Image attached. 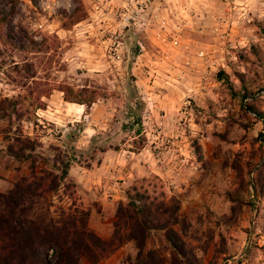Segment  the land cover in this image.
<instances>
[{
    "label": "rangeland",
    "instance_id": "374dc122",
    "mask_svg": "<svg viewBox=\"0 0 264 264\" xmlns=\"http://www.w3.org/2000/svg\"><path fill=\"white\" fill-rule=\"evenodd\" d=\"M123 1L0 0V16L11 14L1 35L14 33L17 46L20 35L26 45L41 44L27 51L0 44V99H31L21 87L27 65L35 66L30 73L39 83L34 97L53 89L49 99L61 111L80 108L65 106L58 87L83 99L97 93L86 118L73 125L54 124L37 110L21 127L51 163L56 149L63 159L94 168L105 159L102 148L113 151L112 161L117 155L116 178L103 185L119 189L109 190L110 206L91 203L76 188L74 203L90 211L96 205L101 213L93 221L97 229L90 226L101 238L111 237L119 203H127L126 192L138 181L152 195L181 204L175 229L186 256L164 231H153L143 251L125 242L99 264H264V122L256 116L264 113V0H169L167 29L144 33L119 27ZM114 33L123 44L113 58ZM8 123L0 130L2 192L30 172L28 162L6 155ZM92 136L99 139L91 147ZM64 192L62 185L54 200L68 208L73 199Z\"/></svg>",
    "mask_w": 264,
    "mask_h": 264
},
{
    "label": "trees",
    "instance_id": "16d2710c",
    "mask_svg": "<svg viewBox=\"0 0 264 264\" xmlns=\"http://www.w3.org/2000/svg\"><path fill=\"white\" fill-rule=\"evenodd\" d=\"M10 15L0 16V44H13L14 49L21 51L38 49L40 43L30 40V47L24 43L22 35L16 38L20 46L14 44V33L9 32L5 37L1 35L4 26L10 24ZM85 18L83 15L77 16L65 28ZM48 40L45 39V45ZM27 67L21 87L29 91L31 99L22 95L0 99V130L1 122H9L8 127L2 129L8 144L6 155L18 163L28 162L30 170L28 174L18 177L4 192L0 190V264H99L125 242L134 241L143 251L153 231H164L172 248L186 256L185 244L175 229L179 224L181 204L168 202L164 193L161 198L152 195L151 191L139 185L140 181L126 192L127 203H119L109 239L101 238L90 228L91 211L74 203L78 186L70 178L69 170L77 161L63 159L61 149H56L58 153L51 163L47 153L39 151L41 146H38V142L23 134V122L36 119V111L46 109L44 98H49L53 91L44 90L34 97L39 83L35 73H30L35 66ZM15 69L20 72L17 66ZM57 90L64 94L66 102L84 105L87 109L98 100L94 92L88 99H83L84 95L76 94L71 87L63 85ZM28 100L30 102L26 107ZM256 116L264 122V113L258 112ZM14 120L18 122L16 130L13 129ZM137 121L140 122V118ZM68 137L74 138L75 135ZM97 139L92 138L91 147ZM107 150L106 147L102 148V152ZM145 181L147 179L141 180ZM62 185L65 187L64 193L73 199V204L68 208L57 206L54 200ZM149 253L152 254L151 251Z\"/></svg>",
    "mask_w": 264,
    "mask_h": 264
},
{
    "label": "crops",
    "instance_id": "0c3cea01",
    "mask_svg": "<svg viewBox=\"0 0 264 264\" xmlns=\"http://www.w3.org/2000/svg\"><path fill=\"white\" fill-rule=\"evenodd\" d=\"M60 96H63V93L60 92L59 93ZM50 97H53V95H51ZM47 101L49 103H47V107L44 110H41V112L39 113V116L41 118H44L45 120H48L54 124H57L56 122H60V120H69V124H72L74 122L79 121V119H81L82 117L86 118L85 113L86 112V107L84 105H80V104H74V103H69L66 102L63 97H62V102L64 103L65 106L69 105H77L80 109L76 112H66L65 110L61 111L60 105L58 106L59 102L57 104L52 103V99H47ZM52 103V106L50 105ZM96 104V103H95ZM93 104L92 107L95 105ZM92 107L89 110H92ZM61 112V114H60ZM86 130V128H85ZM84 130V131H85ZM95 131V130H94ZM95 136V135H94ZM92 136L89 139V144L91 143L92 138L94 137ZM113 151L111 150H107L104 153L105 159L101 160V162H99L97 164V167L94 168L93 164H88L87 166H81L82 163H74L69 170V176L70 178L77 184L80 193L84 196L85 199H89L91 201V203L94 202L95 203H100L103 204L104 206H110L109 204H111L112 199L114 196V194L112 193V191L109 190H116L118 191L119 189L116 186H109L108 187V191H105L103 189V185H107V178H116L115 175V170L118 169L119 164L118 161H116V157L114 161L111 160V158L113 157ZM116 153V152H114ZM11 160V159H9ZM116 161V162H115ZM74 165H78L77 168L74 167ZM90 165V166H89ZM24 174V173H23ZM131 175L130 172L125 173V177L124 178H129V176ZM126 183V182H124ZM94 189H96V191H94ZM110 192V193H109ZM83 199V200H85ZM116 200V199H114ZM91 207V216H90V221H89V225L93 228V229H97L95 228L93 221L98 217L97 215L101 216V213L99 214H95V209L94 207H96V205H89Z\"/></svg>",
    "mask_w": 264,
    "mask_h": 264
},
{
    "label": "built area",
    "instance_id": "2783aa9c",
    "mask_svg": "<svg viewBox=\"0 0 264 264\" xmlns=\"http://www.w3.org/2000/svg\"><path fill=\"white\" fill-rule=\"evenodd\" d=\"M169 0H126L116 11L117 19L120 26L134 27L140 32H146L147 30H155L159 27L160 30L167 29V13ZM110 48L113 52V58L116 56L122 41L116 33ZM179 41L174 39L172 44L177 45ZM141 47H143L141 45Z\"/></svg>",
    "mask_w": 264,
    "mask_h": 264
}]
</instances>
